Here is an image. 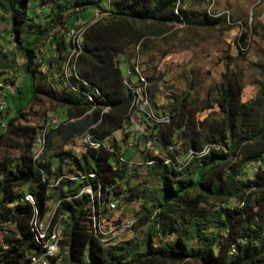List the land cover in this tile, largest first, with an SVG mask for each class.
<instances>
[{
  "label": "trees",
  "instance_id": "1",
  "mask_svg": "<svg viewBox=\"0 0 264 264\" xmlns=\"http://www.w3.org/2000/svg\"><path fill=\"white\" fill-rule=\"evenodd\" d=\"M105 1L0 0L1 18L10 24L2 37L9 40L10 48H4L5 53L0 49V64L23 55L25 79L21 87L18 82L0 81V96H8L7 109L0 107V264H31V256L39 249L32 220L37 213L45 218L57 206L55 218L64 213L67 222L62 252L52 264H264V83L255 99L243 102V85L232 72L211 104L195 107L187 97L173 98L166 113L170 122L146 119L149 135L164 153V157L148 156L142 164L155 185H128L136 165L126 163V153L114 138L115 133L129 129L136 108L137 93L126 83L131 69L140 82L132 64L123 74L119 57L145 44L148 35L161 36L183 23L218 27L227 22V16L213 18L197 11L192 15L185 8L189 0H114L111 10L105 8ZM88 8L103 17L94 23L95 16L85 20L82 12ZM72 16L76 20L69 28L67 20ZM80 20L90 25L79 55L70 61L75 46L69 33ZM46 47L49 52H44ZM55 64L64 94L36 81L43 66ZM39 97L63 110L59 124L52 123L58 118L47 117L43 126L24 123L28 120L24 106ZM216 106L221 117L211 115L210 108ZM200 110L210 114L200 120ZM86 134L105 146L83 148L79 156L59 148ZM129 137L127 132L123 140ZM171 145L178 156L195 153L193 159L180 168L167 150ZM208 146L216 149L201 154ZM168 158L172 163H166ZM253 163L259 169L255 178L246 181V168ZM73 174L76 180L64 177L53 186L59 176ZM86 186L96 195L101 190L102 203L111 198L138 201L133 228L150 224L144 240L103 241L101 199L81 194ZM111 215L106 218L113 224L120 222L115 213ZM157 232L177 237L169 246H158Z\"/></svg>",
  "mask_w": 264,
  "mask_h": 264
},
{
  "label": "rangeland",
  "instance_id": "2",
  "mask_svg": "<svg viewBox=\"0 0 264 264\" xmlns=\"http://www.w3.org/2000/svg\"><path fill=\"white\" fill-rule=\"evenodd\" d=\"M113 2L114 0H106L105 8L111 10ZM31 6L34 8L33 3ZM185 8L192 15L197 11L199 15L207 12L213 18L227 16V22L218 27L190 26L183 23L161 36L148 35L145 44L132 47L127 54L119 57L123 74L127 73L129 64L139 65L142 75L148 81L147 90L151 97V108L155 114L160 116H166V113L170 112L171 105L174 103L173 98L187 97L189 103L195 107L211 104L219 96L222 81L232 72L239 75L243 85L242 101L250 102L255 99L264 83V0H189ZM96 12L94 8H88L82 12V17L85 20H92ZM194 16L196 17V15ZM1 17L2 12L0 11V49L5 53L6 49L4 48H10V44L7 38L2 40V37L4 34L5 38L10 24L5 17H3L5 19ZM75 20L76 16L69 18L67 27H72ZM147 26L141 25L143 29ZM59 30H61L60 27ZM67 46L70 47V39H68ZM46 48L44 52H49V47ZM52 51L54 52V50ZM38 53L41 57L40 51ZM23 61L24 56L21 54L9 57L8 60L4 59L0 64V81L18 82L21 87L25 81L22 78ZM40 70L36 79L38 83L46 84L48 88H51V85L55 86L60 94L65 93L57 64L50 67L43 66ZM131 71L132 81L137 82L138 77L132 69ZM14 91L16 93L17 90ZM135 109L141 115L148 112V107L143 102ZM210 110L211 115L221 117L219 107L216 106L215 109L210 108ZM208 111L200 110L197 118L203 120L210 114ZM62 112V109H56L55 105L51 104L46 97H39L37 100L27 101L23 113L28 116V120L22 122L39 127L45 124L46 117L49 119L58 118L59 122L62 119ZM146 119L149 118L146 117ZM129 131H119L115 133L114 137L119 142L122 152L126 153V158L136 164V167L132 168L135 170L130 171L128 185L131 187L138 184L141 186L143 184L155 185L156 180L149 175L147 167L142 164H146L148 156L164 157L159 142L154 138L156 144L149 143L152 138L148 136L143 140L142 145L133 150V147L129 146V141H133V139L123 140L125 133ZM130 136L132 137L133 134L130 133ZM59 148L74 149L69 143L59 144ZM76 154L79 156L82 152L77 151ZM71 165L65 169L69 170ZM258 169V163L248 165L244 180L255 178ZM117 202L120 206V223L132 220L133 216V220L136 222L139 202H127L124 199H119ZM113 223L112 219L106 218L105 225L108 229ZM149 226L150 224L143 227L121 229L120 242L135 240L141 243ZM11 228L14 229L15 226ZM176 237L175 233L165 237L162 233L157 232L154 242L158 246H169ZM190 264H195V262Z\"/></svg>",
  "mask_w": 264,
  "mask_h": 264
},
{
  "label": "bare ground",
  "instance_id": "3",
  "mask_svg": "<svg viewBox=\"0 0 264 264\" xmlns=\"http://www.w3.org/2000/svg\"><path fill=\"white\" fill-rule=\"evenodd\" d=\"M95 16H99V12H97ZM102 17H103V14H101L98 18H95V20L92 21L91 23H94V22L100 20ZM89 25H90V23L88 24V23L80 20L78 22V28L77 29L74 28L73 30H71L70 34L72 36L75 48H74V51L72 52V55L70 57V61H73L74 58H76V56L79 55L78 51L81 48V44H82L81 40L83 38V34H85L84 32L86 31V29ZM135 69H136L135 73H137V75L139 76L140 82L141 81L144 82V83H140L138 81L140 84L139 83L134 84L131 81V86H133V88H137L135 105L139 107V105L142 102L145 103L146 106L148 107V112H149L148 118L151 121L166 122V123L170 122L171 121L170 117L164 116L162 118H159L155 114L154 110H152L151 103H150L151 97H150V94L148 93V90H147V87H149L148 82H147L146 78L142 75L138 64L137 65L135 64ZM70 70H69V66H67L66 72L70 73L69 72ZM129 74H131V73L129 72ZM142 86H143V90H142ZM143 92H144V94H142ZM7 106H8V104H7ZM0 107H2V103H0ZM138 111H139V109H138ZM132 118H144V114L141 115V114H139V112L137 113V110L135 109L134 113H132ZM52 123L53 124H59L57 119L53 120ZM146 125L148 126L147 122H146ZM83 137H84V141H80V145H78L77 151H80L81 149L86 148V147L99 149L100 147L105 146V143L98 141V140H95V143L89 142L92 140V138H94L93 136H91L89 134H86ZM83 137L75 139L73 141H79ZM73 141H71V142H73ZM71 142H69V143H71ZM132 147L133 146H130V148H132ZM213 149H216V146H208L203 152H201V154L207 155ZM167 150L169 152H171L172 155H174L177 158V161L179 162L178 165L180 166V168H183L188 162H190L195 155V153L192 152L182 159V157L180 155H179L180 156V158H179V156L177 154V149L175 146L171 145V146H169V148L167 147ZM172 160L173 159L168 158L166 163L169 164ZM125 161L129 166H135L136 165L134 162H132L128 159L127 160L125 159ZM90 175L95 176L94 174H90ZM64 177L71 178L74 180H76L78 178L76 176V174H73L71 177H69L68 175H61L53 181V186H58L59 183L64 179ZM83 193H89L93 197L98 196V198L101 199V205H100V207L99 206L98 207L100 208L99 209L100 217L103 220H106L107 215L112 214V210H116L115 214L119 217L120 206H119L117 200L111 198L109 201L102 203L103 198H102L101 190H99V192L96 195V192H94L90 186L84 187L81 194H83ZM31 200H33L32 197H31ZM111 200H115V202H112ZM57 208H58V206L56 207L54 212L48 214L43 219L40 218L39 213H37L36 216L32 220V231L34 233V238H35V241L37 242V244L39 246V249L37 250V253H35L34 255L31 256V258H30L31 264H33V260H38V258L40 259L41 263H43V264H52L53 259H59V257H60V254L62 252L61 251L62 250L61 249V242H62L63 237H64L63 236V230H64V225H65V221L67 219V216H66V214L63 213V214L58 215V217L55 218ZM100 222L102 224V220ZM129 223H130V225L127 226ZM135 223L136 222L133 219L132 220L129 219V220H125L121 223L118 222L116 224H113L112 227L110 228V230H108V235L103 234L102 231H104V227L102 225H100V237L105 242L119 240L120 239V233H121L120 230L121 229H131V228H133Z\"/></svg>",
  "mask_w": 264,
  "mask_h": 264
},
{
  "label": "built area",
  "instance_id": "4",
  "mask_svg": "<svg viewBox=\"0 0 264 264\" xmlns=\"http://www.w3.org/2000/svg\"><path fill=\"white\" fill-rule=\"evenodd\" d=\"M101 14L102 13L99 12V16ZM99 16H95V18H98ZM126 83L132 88L134 93H137L133 89V86H131V78H126ZM7 97L8 96H0V103H2V110L7 109V104H8ZM2 110H0V112H2ZM146 117H149V112H144V118H132V113H131V120H130L128 130H130L129 132L133 134L132 137L131 136L129 137V138H131V140L133 139V141H129V146H133V150L137 149L138 146L142 145L143 140L146 139L148 136H150L152 138V141L149 143L156 144V140H154V137L149 135V126L146 125ZM4 123H6V122H4ZM80 141H84V137L79 141H73V142L69 143L74 148L71 150L77 152V147H78V145H80ZM89 142L95 143V139L92 138V140ZM111 201L115 202V200H111ZM115 211L116 210H112V215H114ZM133 217H132V219H133ZM129 225H130V223L127 226H129ZM108 230H110V229H105V222H104V231H102L103 234L108 235ZM33 264H43V263H41L40 259L38 258V260H33Z\"/></svg>",
  "mask_w": 264,
  "mask_h": 264
}]
</instances>
